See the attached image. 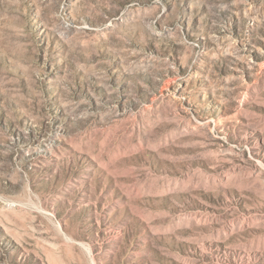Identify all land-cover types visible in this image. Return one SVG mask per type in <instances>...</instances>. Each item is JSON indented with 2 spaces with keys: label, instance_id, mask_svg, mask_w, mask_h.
<instances>
[{
  "label": "rangeland",
  "instance_id": "rangeland-1",
  "mask_svg": "<svg viewBox=\"0 0 264 264\" xmlns=\"http://www.w3.org/2000/svg\"><path fill=\"white\" fill-rule=\"evenodd\" d=\"M0 264H264V0H0Z\"/></svg>",
  "mask_w": 264,
  "mask_h": 264
}]
</instances>
